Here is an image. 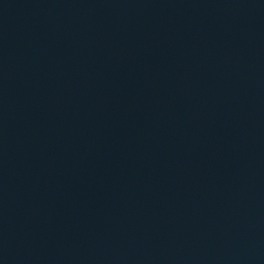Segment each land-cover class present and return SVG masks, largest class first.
<instances>
[{"label": "water", "instance_id": "95a60500", "mask_svg": "<svg viewBox=\"0 0 264 264\" xmlns=\"http://www.w3.org/2000/svg\"><path fill=\"white\" fill-rule=\"evenodd\" d=\"M0 264H264V0H0Z\"/></svg>", "mask_w": 264, "mask_h": 264}]
</instances>
